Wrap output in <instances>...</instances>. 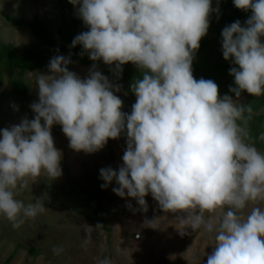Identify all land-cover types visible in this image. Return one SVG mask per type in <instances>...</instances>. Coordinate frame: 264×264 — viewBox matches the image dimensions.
Returning <instances> with one entry per match:
<instances>
[{
    "label": "clouds",
    "instance_id": "clouds-1",
    "mask_svg": "<svg viewBox=\"0 0 264 264\" xmlns=\"http://www.w3.org/2000/svg\"><path fill=\"white\" fill-rule=\"evenodd\" d=\"M68 2L88 29L71 47L94 63L81 78L69 70L70 56H54L36 80L34 118L0 129V216L19 228L45 211L40 199L25 205L16 197L42 174L62 176L54 126L78 153L99 152L123 135V163L100 169L102 189L115 183L112 191L144 212L150 195L163 213L183 214L181 236L202 228L214 237L206 264H264V152L251 141L253 109L242 102L244 93L264 95V0H233L251 15L221 32L235 85L223 96L213 80L193 75L210 16L219 15L213 0ZM99 61L114 65L117 78L129 63L141 73L130 114L115 94L121 86L96 70Z\"/></svg>",
    "mask_w": 264,
    "mask_h": 264
},
{
    "label": "rangeland",
    "instance_id": "rangeland-1",
    "mask_svg": "<svg viewBox=\"0 0 264 264\" xmlns=\"http://www.w3.org/2000/svg\"><path fill=\"white\" fill-rule=\"evenodd\" d=\"M6 15L22 21V27L13 28ZM76 17L75 7L68 0H0V40L21 50L47 51L28 24L40 21L54 34L59 47L56 33L63 20ZM91 68L69 65V70L81 78H87ZM96 70L106 76L100 68ZM47 71L48 66L28 76L30 91L26 97L15 95L9 89V79L5 80L0 88V129L34 118L30 105L38 101L36 80ZM112 83L121 86L120 96L131 105L135 103L136 97H129L122 83ZM52 135L56 148L62 151L63 174L54 181L42 174L18 192L16 198L25 205L37 199L45 205V211L35 219H26L19 228H13L0 216V264L11 256L10 264H98L104 258L111 264H206L214 237L202 228L187 229L188 234L181 236L183 214L163 213L150 195L144 212L132 198L117 196L112 191L115 183L101 188L100 169L118 170L123 163V135L93 154L72 150L59 125L53 127ZM146 220L155 221L149 225ZM54 248L61 249L59 254Z\"/></svg>",
    "mask_w": 264,
    "mask_h": 264
},
{
    "label": "trees",
    "instance_id": "trees-1",
    "mask_svg": "<svg viewBox=\"0 0 264 264\" xmlns=\"http://www.w3.org/2000/svg\"><path fill=\"white\" fill-rule=\"evenodd\" d=\"M219 8V15L213 13L210 16V27L208 34L202 38L200 49L195 55L193 62V75L196 79L204 78L213 80L219 87L221 96L228 94L230 86H235L234 78L229 75V70L232 67L229 61H226L222 56L221 32L226 25H229L237 20L242 24L251 15L250 12H245L237 9L233 0H213V8ZM6 20L13 28L22 27L23 22L17 21L6 15ZM32 35L38 41L39 45L47 47V51L36 52L33 49L21 50L11 44H5L0 40V88L5 86V80H8L9 89L19 97H26L30 91L28 76L45 69L49 61L56 55H64L72 60V63H77L83 67H92L91 61L82 47H71L73 39L83 31H87V27L78 17L63 20L62 26L57 31L56 35L59 38L61 45L57 46V40L54 34L46 28L40 21L34 20L28 24ZM97 68L104 71L111 82H120L125 88L126 94L129 97H135L131 92V85L136 78H139L141 73L137 67L131 63L123 66V72L120 78L114 74L115 66L105 65L102 61L95 62ZM14 75V77H13ZM13 77V78H12ZM123 101V110L126 113H131L132 105L118 93ZM235 98V97H234ZM242 98H246L245 105L253 109V115L248 122V129L251 141L255 144L258 150L264 152V95L252 97L244 93ZM123 138H125L123 136ZM126 139V138H125ZM95 221V220H94ZM96 222V221H95ZM97 223V222H96ZM95 225H98L95 224ZM13 257L6 260L5 264H10Z\"/></svg>",
    "mask_w": 264,
    "mask_h": 264
},
{
    "label": "built area",
    "instance_id": "built-area-1",
    "mask_svg": "<svg viewBox=\"0 0 264 264\" xmlns=\"http://www.w3.org/2000/svg\"><path fill=\"white\" fill-rule=\"evenodd\" d=\"M139 237V236H138Z\"/></svg>",
    "mask_w": 264,
    "mask_h": 264
}]
</instances>
